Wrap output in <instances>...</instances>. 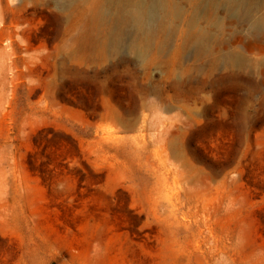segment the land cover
Instances as JSON below:
<instances>
[{
	"label": "rangeland",
	"instance_id": "374dc122",
	"mask_svg": "<svg viewBox=\"0 0 264 264\" xmlns=\"http://www.w3.org/2000/svg\"><path fill=\"white\" fill-rule=\"evenodd\" d=\"M107 8L0 0V264H264V35Z\"/></svg>",
	"mask_w": 264,
	"mask_h": 264
},
{
	"label": "bare ground",
	"instance_id": "6f19581e",
	"mask_svg": "<svg viewBox=\"0 0 264 264\" xmlns=\"http://www.w3.org/2000/svg\"><path fill=\"white\" fill-rule=\"evenodd\" d=\"M106 2L108 8L98 11V20L99 16L112 20L117 18L118 27L129 24V33L140 32L151 25L157 30H162L167 24L184 20L187 29L189 28L186 39L197 48L203 47L205 33L197 26H195L197 29H192L190 22L193 24V21L197 22L208 15L217 17L220 14H228L246 21L252 40L264 35V0H106ZM191 3H195V6L193 7ZM118 7L120 9H117ZM118 27L105 34L101 43L113 49L118 48L123 37L115 34ZM141 38L140 41L133 39L128 42L127 47L136 53L142 52L141 42L147 43L149 34L143 33Z\"/></svg>",
	"mask_w": 264,
	"mask_h": 264
}]
</instances>
